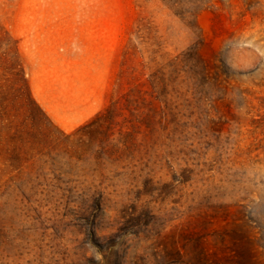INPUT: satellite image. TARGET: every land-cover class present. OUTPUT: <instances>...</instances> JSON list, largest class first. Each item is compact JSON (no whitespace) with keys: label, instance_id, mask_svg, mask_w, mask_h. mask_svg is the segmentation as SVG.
Wrapping results in <instances>:
<instances>
[{"label":"rangeland","instance_id":"rangeland-1","mask_svg":"<svg viewBox=\"0 0 264 264\" xmlns=\"http://www.w3.org/2000/svg\"><path fill=\"white\" fill-rule=\"evenodd\" d=\"M0 264H264V0H0Z\"/></svg>","mask_w":264,"mask_h":264},{"label":"crops","instance_id":"crops-1","mask_svg":"<svg viewBox=\"0 0 264 264\" xmlns=\"http://www.w3.org/2000/svg\"><path fill=\"white\" fill-rule=\"evenodd\" d=\"M46 36L43 35L41 38H45ZM29 81L32 88L33 96L39 103V105L46 111V113L53 119L58 120L60 119L61 112L58 110H53L50 106L52 100L51 97L54 95L56 97V94L50 93L47 90L48 81L43 79L42 77V68L41 65L37 66H30L29 67ZM81 107H80V113L81 118L79 120L86 119L90 116V110L88 103L84 101V99H81ZM70 106L73 107L74 100L71 98L69 99ZM73 112V110L71 109Z\"/></svg>","mask_w":264,"mask_h":264},{"label":"trees","instance_id":"trees-1","mask_svg":"<svg viewBox=\"0 0 264 264\" xmlns=\"http://www.w3.org/2000/svg\"><path fill=\"white\" fill-rule=\"evenodd\" d=\"M196 1H201V0H195V3H196ZM174 4L175 5H177V2H174ZM195 54V53H194ZM197 64V63H196ZM196 64H195V66H196ZM205 69H206V65L204 64V66H202L198 71H196V70H194L193 69V71H195V73H197L198 75L199 74H202V77H206L207 76V72L205 71ZM41 108V107H40ZM42 109V108H41ZM43 110V109H42ZM100 112L101 111H99L98 113H97V116L100 114Z\"/></svg>","mask_w":264,"mask_h":264}]
</instances>
